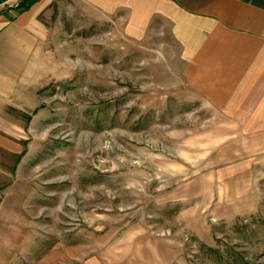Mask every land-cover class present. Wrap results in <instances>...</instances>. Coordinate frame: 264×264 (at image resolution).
Listing matches in <instances>:
<instances>
[{
    "label": "rangeland",
    "instance_id": "1",
    "mask_svg": "<svg viewBox=\"0 0 264 264\" xmlns=\"http://www.w3.org/2000/svg\"><path fill=\"white\" fill-rule=\"evenodd\" d=\"M38 2L0 127V264H264V135L238 102L192 86L174 40Z\"/></svg>",
    "mask_w": 264,
    "mask_h": 264
},
{
    "label": "crops",
    "instance_id": "2",
    "mask_svg": "<svg viewBox=\"0 0 264 264\" xmlns=\"http://www.w3.org/2000/svg\"><path fill=\"white\" fill-rule=\"evenodd\" d=\"M9 1L0 0L4 128L11 127L6 122L9 110L17 103L22 108L24 85H31L27 80L37 72L33 55L38 43L33 41H39L40 32L42 38L46 35L40 23L45 6L38 2L21 11ZM77 6L84 16L94 11L95 16L121 18L127 32L174 40L181 49L177 54L192 56L191 85L211 87L227 97L224 101L233 97L245 132L264 135V0H78Z\"/></svg>",
    "mask_w": 264,
    "mask_h": 264
},
{
    "label": "trees",
    "instance_id": "3",
    "mask_svg": "<svg viewBox=\"0 0 264 264\" xmlns=\"http://www.w3.org/2000/svg\"><path fill=\"white\" fill-rule=\"evenodd\" d=\"M39 0H22V3L19 5L21 11L29 10L32 5L37 3Z\"/></svg>",
    "mask_w": 264,
    "mask_h": 264
}]
</instances>
